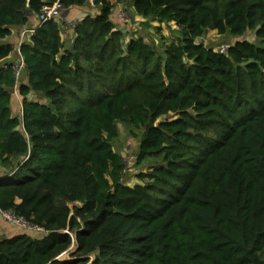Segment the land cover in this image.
<instances>
[{
  "label": "trees",
  "instance_id": "1",
  "mask_svg": "<svg viewBox=\"0 0 264 264\" xmlns=\"http://www.w3.org/2000/svg\"><path fill=\"white\" fill-rule=\"evenodd\" d=\"M88 1L0 0V39L45 4ZM123 1L93 0L68 44L62 16L36 20L21 79L0 66V207L47 230L0 239V264H264V0H131L180 28L161 45L124 41ZM13 50L1 42L0 60ZM119 122L141 130L136 162L159 159L134 186L112 145Z\"/></svg>",
  "mask_w": 264,
  "mask_h": 264
},
{
  "label": "rangeland",
  "instance_id": "2",
  "mask_svg": "<svg viewBox=\"0 0 264 264\" xmlns=\"http://www.w3.org/2000/svg\"><path fill=\"white\" fill-rule=\"evenodd\" d=\"M84 9L88 10L91 14H94L97 11V7L95 8L93 5L87 3L84 6ZM126 11L125 16H121L122 12ZM72 13V12H71ZM70 13V14H71ZM113 22L115 25L118 23L116 27H120L122 31L126 33L125 35V42L130 38V36L141 35L143 36L144 40L148 43L158 44L161 45L164 42H168L171 39H176L182 35V32L178 26L175 25L174 22H158L156 20H145L143 17L134 14L133 8L131 5V0H124L121 5H118V8L114 11L113 14ZM70 17V16H69ZM64 19V18H62ZM78 20V19H76ZM74 20V21H76ZM66 25L62 30V40L65 43H70L71 37L74 35L72 33V29H69L70 24H73L74 21L68 22L64 20ZM68 23V24H67ZM71 35V36H70ZM244 37L250 41L257 42L259 41L255 38L252 32H247ZM223 38H227L220 36L217 34L215 30L208 29L206 33L203 35L202 40L207 43H210L211 46L214 48L217 45L226 42L229 43L228 40L223 41ZM27 37H25V40ZM198 40V39H197ZM233 39L230 38V42ZM24 71L21 72L20 79L23 75ZM17 90H13L12 94ZM19 96V95H18ZM36 96H31V98H35ZM20 97L19 99L12 100V111L13 114H17L20 116ZM175 115L173 113H169L167 115L161 116L157 121L163 120L165 118H172ZM118 136L112 141L113 149L119 152L124 160L125 163V170L123 176V182L125 185L134 186L135 184H140L146 181L147 179H141L139 174L141 172L148 171L151 166L156 165L159 162L157 158H150L147 157L140 162H136V151L138 148V141L141 130L138 128H134L131 125H126L123 123H118ZM74 242L71 243L68 250L65 251L61 258L67 259L70 257V252L74 250Z\"/></svg>",
  "mask_w": 264,
  "mask_h": 264
},
{
  "label": "built area",
  "instance_id": "3",
  "mask_svg": "<svg viewBox=\"0 0 264 264\" xmlns=\"http://www.w3.org/2000/svg\"><path fill=\"white\" fill-rule=\"evenodd\" d=\"M60 12L61 11L59 10V5L57 2H54L50 5H46V4L43 5L40 8L39 12L37 13V25L51 18L58 19L59 16H62L63 11L61 13ZM125 15H126V11L122 12L121 16H125ZM35 27L36 25L22 29V31L19 34V41L17 44V58L10 63V67L13 70V75L16 82L18 81L22 69L25 66L24 59L19 51V45L22 41L25 40V37L28 38L35 31ZM228 46L229 44L224 42L217 45V47L214 49L216 51L225 53L228 49ZM14 90H16V86L14 87ZM0 219L4 223L10 224L16 227L17 229H20L27 233L39 234V233L47 232V230L43 226L38 225L32 222L30 219L15 213L12 209H4L0 207Z\"/></svg>",
  "mask_w": 264,
  "mask_h": 264
},
{
  "label": "crops",
  "instance_id": "4",
  "mask_svg": "<svg viewBox=\"0 0 264 264\" xmlns=\"http://www.w3.org/2000/svg\"><path fill=\"white\" fill-rule=\"evenodd\" d=\"M88 3L92 5L93 0H89ZM88 13H89L88 10L84 9V6L72 7V8H70V10H68L67 14H65V12L62 13V18H64L68 22L69 21L72 22L76 19H80L81 17L85 16ZM36 20H37V14L33 13V12H29L28 13V23L26 25L12 27L11 28V34L4 39H0V43L1 42H10L14 45V50L6 58L0 60V66H3L5 63H9V62L11 63L12 61H14L17 58V44L19 41V34L22 31V29H25V28L35 24ZM117 25H119V24L117 23L116 26ZM61 37H62V33H61ZM73 37H74V35L71 37V40L73 39ZM225 40H227V38L226 39L223 38V41H225ZM13 96H14V98H12V99H19L17 91H16V93H14L12 95V97ZM19 231L20 230L17 229L16 227L8 225V224L4 223L3 221H1V219H0V239L11 236V235H13Z\"/></svg>",
  "mask_w": 264,
  "mask_h": 264
},
{
  "label": "water",
  "instance_id": "5",
  "mask_svg": "<svg viewBox=\"0 0 264 264\" xmlns=\"http://www.w3.org/2000/svg\"><path fill=\"white\" fill-rule=\"evenodd\" d=\"M65 14H67V11L65 12ZM61 256V255H60Z\"/></svg>",
  "mask_w": 264,
  "mask_h": 264
}]
</instances>
